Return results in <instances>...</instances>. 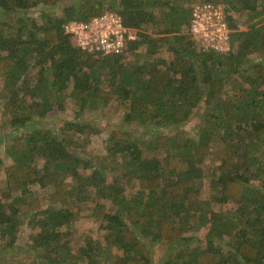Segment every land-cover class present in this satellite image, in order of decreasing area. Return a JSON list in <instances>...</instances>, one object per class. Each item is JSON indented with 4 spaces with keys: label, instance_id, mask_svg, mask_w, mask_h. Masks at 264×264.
Returning a JSON list of instances; mask_svg holds the SVG:
<instances>
[{
    "label": "trees",
    "instance_id": "16d2710c",
    "mask_svg": "<svg viewBox=\"0 0 264 264\" xmlns=\"http://www.w3.org/2000/svg\"><path fill=\"white\" fill-rule=\"evenodd\" d=\"M194 1L0 0V264H152L155 244L161 264H264V0H212L226 53L192 36ZM105 10L138 29L123 53L65 31ZM112 101L131 124L92 156L94 123L44 121Z\"/></svg>",
    "mask_w": 264,
    "mask_h": 264
},
{
    "label": "built area",
    "instance_id": "2783aa9c",
    "mask_svg": "<svg viewBox=\"0 0 264 264\" xmlns=\"http://www.w3.org/2000/svg\"><path fill=\"white\" fill-rule=\"evenodd\" d=\"M191 8L190 32L200 46L219 53L232 50V28L225 4L197 0ZM64 28L76 45L102 55L127 51L138 36V29L125 24L123 16L114 10H105L89 20H67Z\"/></svg>",
    "mask_w": 264,
    "mask_h": 264
},
{
    "label": "rangeland",
    "instance_id": "374dc122",
    "mask_svg": "<svg viewBox=\"0 0 264 264\" xmlns=\"http://www.w3.org/2000/svg\"><path fill=\"white\" fill-rule=\"evenodd\" d=\"M65 7L62 6L60 9H56L57 13L63 12V9ZM246 22L242 23V26L245 27ZM126 54V53H125ZM127 55V54H126ZM162 57L170 59L172 56V53L170 51H163L162 54H160ZM126 57H129L128 55ZM133 59V57H132ZM64 118L74 119V120H82L88 123H94L96 127H99V131L93 134H90V137L86 138L84 141L86 142V147L89 150L88 156H92L91 154L101 150V147H103L104 143V135L105 132L109 127L111 126H129L131 123L123 121V111L120 109L116 102L112 101L109 105H106L104 107H88L84 111H80L78 109V106L75 104L70 103L66 109L62 110H56L52 112L50 115H48L44 121L46 122V125L54 126V124H59ZM198 120V117H195L194 119H191L188 121L184 127L187 129H191L194 125V123ZM133 124V123H132ZM133 128H138L137 125L133 124L131 125ZM13 127L6 126L3 127L2 130L0 129V137L9 136L13 132ZM4 143H0V155L2 156L4 154ZM35 191L37 194L41 195L44 194L45 190L43 188H40L38 185H33ZM204 193L208 195V181H206L204 186ZM214 207L221 209L220 203L214 202ZM97 226L96 223L92 222L91 220H87V218H80L75 223V239H79L80 232L88 227H95ZM198 235L203 234V230L197 232ZM24 239H21V244L24 243ZM152 264H161L164 250L158 246L157 244L153 245L152 249Z\"/></svg>",
    "mask_w": 264,
    "mask_h": 264
}]
</instances>
